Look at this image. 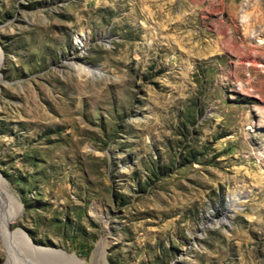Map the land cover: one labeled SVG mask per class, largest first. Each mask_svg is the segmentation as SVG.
Here are the masks:
<instances>
[{
    "label": "rangeland",
    "instance_id": "1",
    "mask_svg": "<svg viewBox=\"0 0 264 264\" xmlns=\"http://www.w3.org/2000/svg\"><path fill=\"white\" fill-rule=\"evenodd\" d=\"M263 14L0 0V264H264Z\"/></svg>",
    "mask_w": 264,
    "mask_h": 264
},
{
    "label": "bare ground",
    "instance_id": "2",
    "mask_svg": "<svg viewBox=\"0 0 264 264\" xmlns=\"http://www.w3.org/2000/svg\"><path fill=\"white\" fill-rule=\"evenodd\" d=\"M264 15V14H263ZM256 21H259V22H261V21H263V16L262 15H259V16H257L256 17ZM258 42H264V39L263 38H259L258 39ZM70 64L73 66V67H75L76 69H78V70H84L87 74L89 73V74H93L94 72H96V67H92V66H86V65H83V64H75L74 62H70ZM96 68V69H95ZM234 200V201H233ZM233 203L231 204L232 205V207L231 208H236L237 207V205L239 204V203H237L236 202V198H233ZM15 214V213H14ZM13 214V215H14ZM12 218L10 217V215L8 214V215H1V220H2V228L5 230V227H6V224H7V222L9 221V220H11ZM21 236V235H20ZM25 238V237H24ZM24 242V241H23ZM26 242L30 245V241H28V239H26ZM102 248H103V242L102 243H99L98 244V248H97V254H99L101 251H102ZM36 250V249H35ZM40 250V249H39ZM47 250V251H46ZM37 251V250H36ZM44 251H46V252H49V253H51L52 252V249H45ZM34 252V251H33ZM60 254H62V253H60ZM62 255H64V254H62ZM72 261H74V262H77V259L74 257V256H70L69 257ZM79 261V260H78ZM73 264V263H72Z\"/></svg>",
    "mask_w": 264,
    "mask_h": 264
}]
</instances>
